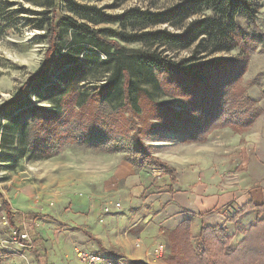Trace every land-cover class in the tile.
<instances>
[{
	"label": "rangeland",
	"instance_id": "obj_1",
	"mask_svg": "<svg viewBox=\"0 0 264 264\" xmlns=\"http://www.w3.org/2000/svg\"><path fill=\"white\" fill-rule=\"evenodd\" d=\"M32 1L34 2L0 0V105L19 94L20 88L28 76L40 67L47 48L44 27L49 23L53 9L48 3L52 1L54 3L56 0H50L51 2L49 0ZM71 1L79 6L95 7L100 11V14L116 18L117 21L94 24L82 20L77 14L70 12V3L67 0H59L60 5L57 8L59 16H70L78 22H85L93 31H111L116 35L114 37L119 40L120 44L125 47L143 49L149 53L154 52L160 58L172 62L177 68L189 70L190 73L201 78L195 80L190 76H184L179 79V82L172 83L165 78L162 72L155 69L151 71L152 80L150 81L146 74L148 72H145L149 70L147 66L142 71L137 70L134 73V82L147 89L154 101L163 103L177 112L163 115L164 120H157V116L155 117L151 113L150 106L145 104V101L140 103V107H137V111L134 113L123 106L121 97L118 98V102L114 103L123 106L122 117L128 120L131 116L135 120L141 129L140 137L143 143L149 147L152 155L160 158L158 154L162 153V147L158 144L164 141L186 145L189 142L207 140L209 134L217 128L205 127L207 124L204 125V122L202 123L204 126H199V130L193 132L198 136L203 135L204 137L205 135L204 140L190 141L183 133V131L187 132L186 127L172 123V121L184 120L189 124L192 123V127H197L196 121H200L209 115L210 110L215 109L214 105L207 106L206 101H215L219 93L227 88L230 92L236 87L244 88L246 95L264 113V0H237L236 9L230 19L232 29L235 31V45L214 52L209 51L219 41L216 31L212 32L210 37L202 35V41H196L187 48H178L177 43L156 35L158 32H166L170 35L181 34L190 21L208 16L210 11L205 10L184 20L181 19L182 6L187 2H190L188 3L190 7L197 6L198 0ZM141 12L147 14L141 15ZM159 13H166L171 17L170 21L145 24ZM72 32L69 29L59 40L58 49L61 54L74 53L76 49L80 48L88 49L87 44L71 46L69 34L71 35ZM98 34L103 35L104 33ZM126 36H135L137 41L127 42L123 39ZM87 39L89 40V38ZM225 60L230 61L229 65L241 61L235 69L236 71L217 72V70L210 69L208 74L196 68L207 63ZM61 61L63 62L65 59ZM102 70V66L100 67L98 63L94 64L84 76V80L81 79L75 84L74 89L86 95L96 91L97 86L104 81L93 80V78L99 75ZM60 72L58 64H53L48 73V79L51 82L49 84L41 83L38 92H33V88L30 89L27 99L21 102L22 105L24 104L23 107L14 111L17 113L20 110L19 122L21 124L29 127L36 123L35 115L39 111L33 110L35 106L59 110L60 115L64 113L63 104L59 108L57 102L58 97L62 95L59 92L62 91L60 88H65ZM228 82L231 83L229 87H227ZM105 111L107 116H109V112H112L107 108ZM118 117V115L114 116L115 121H119ZM6 120V116L0 113V137L2 126L6 124ZM9 124L11 125L7 128L5 139H0V154L7 157V161L4 162L0 159V193L9 202L11 211L36 215L33 218L36 231L34 233L29 230L27 222L20 216L14 217L13 223L18 224V220H20L25 231L24 234L27 235V238L24 239L25 242L19 240L0 201V264H35V251L40 255L44 251L47 252L52 264H79L77 253L82 247L84 248L82 246L83 239L89 242L83 234L86 230L101 237L105 244H109L106 250H101L94 241L90 240L92 247L88 249L111 255L122 253L116 247L114 248L113 235L105 234L107 236L105 239L103 236L106 226L111 225L108 222L109 219L112 221L111 217L122 215L125 208L121 207L120 214L105 212V208L108 207L113 211L116 202L121 204L122 202H131L132 205L128 204L127 206L133 208L140 204V202L131 201L134 194L140 195L137 199H141L144 195L147 197L157 190L165 188L164 183L167 179H161L160 184L154 182L152 175L160 174V171L155 168L152 170L144 168L143 171L137 170L134 173H129L122 168L120 171L124 178L120 182L116 181V172L122 161L123 150L127 149L133 139L134 127L126 124L123 131L115 128L112 133V142L116 143L117 148L122 151L104 153L62 139L58 140L56 144H50L54 148L56 146V151H54L55 149H51V146L43 140L47 138L46 134L42 136L43 143L41 145L37 148L30 147L26 143L27 133L26 140L23 137L19 138L17 131L12 129V123ZM253 124L254 122L251 126ZM251 126L242 131H230L242 134L249 131ZM170 128L176 130L182 128L183 131L173 133ZM209 129L210 131H208ZM206 131L208 132L206 133ZM34 132L33 128L31 133ZM93 202L97 203V208L101 213V217L97 220L100 224L97 227H91L86 222L92 211ZM87 205L89 208L83 212L81 206L86 207ZM112 225L114 226L115 223L113 222ZM214 226L224 229L234 243H237L241 238L240 233L233 232L232 225H228L226 229L221 225ZM198 232L199 230L190 232L193 243L196 241ZM162 242L164 245L163 254L156 256L152 254V251L146 262L141 261L142 264L149 262L152 264L153 261L154 264H170L167 260L171 251V248L168 247L169 234L163 237Z\"/></svg>",
	"mask_w": 264,
	"mask_h": 264
},
{
	"label": "trees",
	"instance_id": "obj_2",
	"mask_svg": "<svg viewBox=\"0 0 264 264\" xmlns=\"http://www.w3.org/2000/svg\"><path fill=\"white\" fill-rule=\"evenodd\" d=\"M67 2L70 3V12L77 14L82 20L94 24L117 21L116 18L100 14V11L95 7L79 6L71 0H67ZM236 2L237 0H198V5L194 7H190V4H188L190 2H187L180 10L182 20L205 10H209L210 14L202 19L190 21L181 34L170 35L166 32H158L156 35L177 43L178 48H187L196 41H202V35L210 37L212 32L216 31L219 41L209 52L234 46L235 31L232 29L230 19L236 9ZM48 5L53 9L51 19L44 27L47 48L44 52L43 61L36 72L28 76L20 88L19 94L0 105V113L6 116V124L8 123L7 126L6 124L2 126L0 139H5L7 128L11 125L9 123H12V129L15 132L17 131L19 138L23 137L26 140L27 133L26 143L30 147L37 148L43 143V140L50 145L56 144L58 140L62 139L104 153H117L122 150L117 148L116 143L112 142V133L115 128L123 131L125 125L129 124L130 127H134L133 139L127 149L123 150L122 158L136 170L145 167L158 169L162 176L166 175L169 178L170 184L175 183L176 169L166 161L151 154L149 147L143 143L140 137L141 129L135 120L131 116L128 120L122 117L121 109L126 106L131 113H134V111H137V107H140V103L145 101V104L150 106L151 113L155 117L157 116V120H164L163 115L177 113L167 105L154 101L147 89L134 82V73L137 70L142 71L146 66L150 70L145 71L148 72L146 74L150 81L152 80L151 71L155 69L162 72L165 78L172 83L179 82V79L184 76H190L195 80L201 78L190 73L189 70L177 68L172 62L160 58L154 52L149 53L143 49L125 47L120 44L119 40L114 37L116 35L111 31H93L85 22H78L70 16H59L57 11L60 5L59 0L54 1V3L52 1ZM79 9L82 10L79 11ZM140 14L146 15L147 13L141 12ZM170 18L166 13H159L155 14L149 23L145 24L167 22L170 21ZM69 29L73 31L72 36L69 34L71 46L87 44L88 49L80 48L76 49L74 53L61 54L58 43ZM98 33L104 34L99 35ZM236 33L238 32L236 31ZM135 38V36L123 37L127 42L137 41ZM62 59H65V61L62 62ZM240 61L235 64L232 63V65H229L228 62L230 61L226 60L215 61L196 68L208 74L210 69L217 70V72L223 70L236 71L235 69L240 65ZM55 63L61 69L60 75L65 85L64 89L60 88L62 91L59 92L62 95L57 99L59 108L63 104L64 113L60 115L59 110L35 106L33 110L39 111L40 114L35 115L36 123L27 127L28 125L19 122L20 110L17 113L14 111L19 107H23L24 104L22 105L21 102L27 99L26 97L31 88H33V92H38L41 83L49 84L51 82L48 79V73L50 67ZM96 63L100 67L102 66L103 70L99 75L94 76L93 80H103L104 82L98 85L97 90L91 94L86 95L84 93V95L76 91L74 89L75 84L81 79L84 80V76ZM230 85L231 83L228 82L227 87ZM119 97L123 99V106L114 104ZM206 104L209 107L214 105L215 109L210 110L209 115H206L200 121H196L197 127H192V123L189 124L184 120L172 121V123L185 126L187 132L181 130L182 128L180 130L170 128L171 131L173 133L183 131L190 141H203L205 135L203 137V135L198 136V134L193 133L199 130V126L207 124L205 127H228L237 132L247 129L262 114V109L246 95L245 89L242 87H236L232 92L227 88L219 93L215 101L207 100ZM105 108L112 111L108 113L109 116L106 115ZM117 115L119 121L114 119V116ZM33 128L35 132L31 133ZM43 135L47 138L42 140ZM50 146L51 149L56 151V146L55 148L53 145ZM0 159L3 162L7 161L6 155L1 156L0 154ZM166 190H171V185ZM0 201L4 206L10 225L14 227L18 238L24 241L20 238L25 232L21 226L22 223H20V220H18V224L13 223L14 217L20 216V218H23V214L11 211L9 203L1 193ZM247 208L238 209V213H242ZM257 210L259 213L261 207H257ZM33 216V213H28L26 220L30 221ZM28 228L32 230L33 226L29 224ZM168 243L171 251L167 260L170 264H264V219L257 218L253 224L244 229L242 237L237 243H234L232 238L227 236L224 229L205 224L201 225L196 241L193 243L190 233V220L184 219L170 233Z\"/></svg>",
	"mask_w": 264,
	"mask_h": 264
},
{
	"label": "crops",
	"instance_id": "obj_3",
	"mask_svg": "<svg viewBox=\"0 0 264 264\" xmlns=\"http://www.w3.org/2000/svg\"><path fill=\"white\" fill-rule=\"evenodd\" d=\"M263 116L264 113L249 131L242 134H235L230 128L227 129L228 127L217 128L203 142H189L184 145L179 142L164 141L158 144L162 147V153L157 152V154L176 169V182L170 184L166 175L154 173L152 178L158 184L161 183V179L167 178L164 183L165 188L147 197L144 195L141 199H137L140 195L134 194L131 201L140 204L133 208L127 206L132 205L131 202H122V204L116 202L119 203L120 210L114 208L113 211L112 209L109 211L120 214L121 207L125 208L122 215L111 217L112 221L109 219L111 225L106 226L103 236L105 239L107 238L105 234L113 235L112 244L122 253L111 255L88 249L92 247L90 240L94 241L101 250H106L109 244H105L101 237L87 230L83 234L89 242L83 239L84 248L82 247L81 250L146 262L155 243L162 242L163 237L166 234L170 235L184 219L190 220L192 233L197 232L203 224L221 225L225 229L228 225H232L233 232L240 233L242 237L243 230L253 224L257 218L264 219ZM228 133L230 135H227ZM153 146L158 148L156 145ZM121 160L116 172L117 182L124 178L120 171L122 168L129 173L137 171L129 162L123 158ZM169 185L171 190H166ZM243 207L248 208L238 213V209ZM257 207H261L259 213ZM87 208L88 205L81 206L83 212H86ZM91 208L92 211L86 222L91 227H97L100 224L97 220L101 217V213L96 202H93ZM27 214H23V220L27 222V227L29 224L33 226L32 231L35 233L33 218L36 215L33 213V218L27 221ZM105 221L107 222V218ZM34 260L35 264H52L50 255L45 251L41 255L35 251ZM78 263L83 264L79 258ZM154 263L153 261L152 264Z\"/></svg>",
	"mask_w": 264,
	"mask_h": 264
},
{
	"label": "built area",
	"instance_id": "obj_4",
	"mask_svg": "<svg viewBox=\"0 0 264 264\" xmlns=\"http://www.w3.org/2000/svg\"><path fill=\"white\" fill-rule=\"evenodd\" d=\"M114 207L117 211L120 210L119 203H115ZM109 211L110 209L106 207L105 212ZM20 238L24 240L25 238H27V235L23 234L20 236ZM163 246V242H158L155 245L152 254H155L156 256L162 255L164 248ZM77 256L83 264H142L141 261H135L125 257H111L102 253H90L83 250L78 251Z\"/></svg>",
	"mask_w": 264,
	"mask_h": 264
}]
</instances>
